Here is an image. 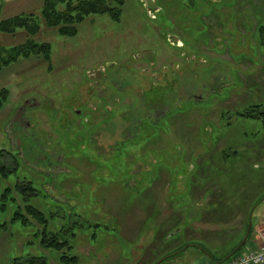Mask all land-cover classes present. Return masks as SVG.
<instances>
[{
	"label": "rangeland",
	"instance_id": "374dc122",
	"mask_svg": "<svg viewBox=\"0 0 264 264\" xmlns=\"http://www.w3.org/2000/svg\"><path fill=\"white\" fill-rule=\"evenodd\" d=\"M42 4L0 0V21L40 25L0 32V46L50 45L49 62H0V167L17 161L0 169V264L205 263L197 244L222 254L227 231H244L239 207L264 192V0H123L118 21L89 15L73 36L46 25ZM263 222L264 200L241 253ZM44 228L66 245L42 247Z\"/></svg>",
	"mask_w": 264,
	"mask_h": 264
},
{
	"label": "trees",
	"instance_id": "16d2710c",
	"mask_svg": "<svg viewBox=\"0 0 264 264\" xmlns=\"http://www.w3.org/2000/svg\"><path fill=\"white\" fill-rule=\"evenodd\" d=\"M116 2L119 4V7L123 5V0H116ZM119 7H113L111 5V2L109 0H43L42 8H41V15L42 18L45 20L46 25L48 26H59V32L61 35H67V36H73L75 35L76 31L74 27H69L74 25L75 23H79L82 21L83 18L89 15L94 14H104L108 13L112 19L119 20L121 9ZM40 28L39 23H37L35 20H25V18H22V16H14L10 19L2 20L0 21V32L12 34L16 31V29H24L29 34H35ZM259 34L261 37V43L264 46V26L259 28ZM31 43H26L25 45L12 47L9 50L7 48L5 49L3 46H0V62L4 63V66H7L13 62H15L20 57H28L32 54H40L42 55V58L49 62L50 61V45L49 44H42L37 45L34 44L30 46ZM2 49L4 51H9L10 57L8 60H5V57L2 55ZM1 98H6V94H1ZM2 103V100H1ZM0 103V104H1ZM260 103H255L249 107L250 110L255 111V109L260 108ZM246 107V108H249ZM245 108V110H246ZM243 110L242 112H238L239 115L244 117H250L255 118L256 116L249 111ZM258 110V109H257ZM245 111V112H244ZM264 114V113H263ZM13 168L8 169L6 166L2 165L0 169L3 171V175H7L9 172L14 171L16 169V159H12ZM15 189L17 192L23 194H26L28 190H32V183L28 185V187H25L24 184H15ZM9 190V189H8ZM264 198V192L259 195V197L251 204L249 207L247 214L245 215V222H244V231L240 237H236L234 235H231V238L226 241L227 246L224 248V252L220 255H216L214 257L208 249L203 244H197L196 248H199L203 255L209 256L211 259H208L211 262H223L227 261L228 259L236 256L238 253H240L243 249V247L247 244V241L250 238L251 232H253V229L255 228L253 226L251 219V214L254 210V208L261 202V200ZM29 211L31 214L34 215L35 219L38 221H44L46 222V219L43 217V214L35 208V206H29ZM254 213V212H253ZM251 221V222H250ZM47 226V225H46ZM5 227V224L0 221V231ZM246 234H248L246 242L242 245V241L245 238ZM42 239H41V245L45 248L50 249H56L60 250L66 245V242H59L58 237L56 236H48L49 234L46 233V228L43 229L41 232ZM188 244L183 245V248L187 250ZM228 249L226 250V248ZM239 247L238 251L233 253L237 248ZM172 255V254H170ZM231 255L230 258L228 256ZM164 257V256H163ZM228 258V259H227ZM62 262L64 264H76L78 262V259L76 256L74 257H68L63 256L61 258ZM46 260L44 257L41 258H30L27 260V264H45Z\"/></svg>",
	"mask_w": 264,
	"mask_h": 264
},
{
	"label": "built area",
	"instance_id": "2783aa9c",
	"mask_svg": "<svg viewBox=\"0 0 264 264\" xmlns=\"http://www.w3.org/2000/svg\"><path fill=\"white\" fill-rule=\"evenodd\" d=\"M258 248L248 249L238 256L223 262L207 261L201 264H264V229L258 231Z\"/></svg>",
	"mask_w": 264,
	"mask_h": 264
},
{
	"label": "crops",
	"instance_id": "0c3cea01",
	"mask_svg": "<svg viewBox=\"0 0 264 264\" xmlns=\"http://www.w3.org/2000/svg\"><path fill=\"white\" fill-rule=\"evenodd\" d=\"M257 188H255V190H254V197H255V200L259 197V195L262 193V192H258V190H256ZM252 194V193H251ZM253 195V194H252ZM254 202V201H253ZM212 206V205H211ZM226 204H224V203H217V204H215V205H213V209L211 210V214H212V216H217V214L219 215V216H217V217H219L217 220V223L219 222V223H223L224 222V219H223V217H224V215H222V213L223 212H225V209H226ZM204 211H207L208 212V210H204ZM238 213V214H237ZM236 214L237 215H240V217H241V219H240V217L238 218V219H240V221H242V217H244V214H247V211L246 210H243V208H241V207H239V211L237 212ZM199 214H202L201 212L199 213ZM233 217H235V215H233ZM237 218H236V220H238ZM196 220L198 221L199 219H197V217H196ZM214 220V219H213ZM200 222H202V221H200ZM218 223V224H219ZM261 224V226H263V228L262 229H264V222L263 223H260ZM235 229L236 228H233L232 230H228L227 232H229L228 233V235H235V234H233V232H235ZM261 229V230H262ZM254 230H256V227L254 228ZM255 239V238H254ZM192 240H194V239H192ZM194 241H197V239L196 240H194ZM252 241H254V240H252ZM189 243H191V241L189 242ZM185 244H188V243H185ZM185 244H183V245H185ZM251 245H252V242H251ZM207 261H209V260H207Z\"/></svg>",
	"mask_w": 264,
	"mask_h": 264
},
{
	"label": "water",
	"instance_id": "95a60500",
	"mask_svg": "<svg viewBox=\"0 0 264 264\" xmlns=\"http://www.w3.org/2000/svg\"><path fill=\"white\" fill-rule=\"evenodd\" d=\"M36 105V104H35ZM264 200V198L261 200V202ZM261 202L254 208V210L261 204ZM254 212V211H253ZM253 212H252V214H251V219L250 220H252V216H253ZM251 222V221H250ZM247 237H248V234H246V236H245V238L243 239V241H242V245L246 242V240H247ZM189 246H192L191 244H188V246H187V248L189 247ZM186 248V249H187ZM238 249H239V247L233 252V253H235V252H237L238 251ZM180 252V251H179ZM179 252H177V254L179 253ZM182 252H184V249H182ZM173 255H175V254H172V255H169V256H167V257H165L164 259H166V258H168V257H172ZM231 257V255H229L228 256V258H230ZM227 258V259H228ZM163 260V259H162ZM161 261V260H160Z\"/></svg>",
	"mask_w": 264,
	"mask_h": 264
},
{
	"label": "flooded vegetation",
	"instance_id": "af4514ba",
	"mask_svg": "<svg viewBox=\"0 0 264 264\" xmlns=\"http://www.w3.org/2000/svg\"><path fill=\"white\" fill-rule=\"evenodd\" d=\"M36 100H34L33 98H31L27 103L28 104H36V102H35ZM77 115V113L75 112V116ZM26 123L27 124H29L30 125V122H29V120L26 122H23V124H25L26 125ZM48 156V155H47ZM58 159V158H57Z\"/></svg>",
	"mask_w": 264,
	"mask_h": 264
}]
</instances>
